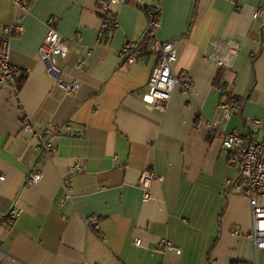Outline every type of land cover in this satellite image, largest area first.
Returning <instances> with one entry per match:
<instances>
[{
  "label": "crops",
  "instance_id": "1",
  "mask_svg": "<svg viewBox=\"0 0 264 264\" xmlns=\"http://www.w3.org/2000/svg\"><path fill=\"white\" fill-rule=\"evenodd\" d=\"M100 1L35 0L12 41L11 60L24 74L17 93L0 92V264H264L248 237L249 199L226 185L240 169L207 125L222 120L221 102L236 99L241 113L223 126L264 139V13L254 19L264 0H147L162 2L159 38L178 50L175 73L194 81L189 95L175 89L165 113L144 101L156 59H120L127 42H145L143 11L135 0L117 5L118 27L99 42ZM22 17L14 0H0V36ZM49 21L69 40V57L55 61L58 76L38 54ZM214 41L239 45L232 68L210 59ZM61 81L79 89L68 95ZM27 116L59 131L51 159L40 158L24 131ZM75 165L82 172L71 176ZM35 167L43 179L30 185ZM148 167L163 181L144 202L138 183ZM68 178L74 200L62 207ZM15 208L21 216L8 220ZM91 216L99 231L87 224ZM164 239L180 251L162 252Z\"/></svg>",
  "mask_w": 264,
  "mask_h": 264
},
{
  "label": "built area",
  "instance_id": "2",
  "mask_svg": "<svg viewBox=\"0 0 264 264\" xmlns=\"http://www.w3.org/2000/svg\"><path fill=\"white\" fill-rule=\"evenodd\" d=\"M126 1L101 0L99 2V16L101 19L99 42H105L107 34L118 27L114 8L117 5L125 4ZM34 2L35 0H14V5L22 11L23 17L3 28L0 36V92L6 87H10L15 93L19 91V80L24 72L11 60L12 41L21 37L24 33L23 19L30 14ZM135 2L146 17L145 42H127L120 51V59L128 66L147 62L152 57L156 59L144 101L148 109L165 113L175 89L180 87L184 95H189L194 81L186 71L179 74L175 73V65L179 58L178 50L173 42L163 41L159 38V31L162 26V2L158 4H149L147 0H135ZM263 13L264 8L260 7L256 10L254 19H257ZM262 43L264 44V37ZM38 54L48 71L58 76L60 72L55 66L56 58L67 59L70 50L69 40L58 31L54 21L48 23L47 34ZM238 54L239 45L236 42L219 43L214 41L209 57L219 68L229 69L233 67ZM83 64L84 62L80 61L78 67ZM60 86L65 89L68 95L75 94L79 89L78 84H65L62 81ZM220 90L224 94L227 93L225 87H221ZM218 109L222 114V120H208L207 125L211 132L219 137L222 147L228 151L230 164L238 166L240 169L238 178L227 180L226 185L235 193L245 195L249 199L252 226L248 237L252 240L256 250L264 251V139H259L254 132L242 134L238 128L230 131L223 126V123H227L234 115H240L241 113L240 105L235 101H223ZM254 123L260 125L261 121L254 120ZM23 129L35 141V150L40 158L51 159L56 150L54 138L59 131L49 126L38 128L28 116L24 119ZM66 130L67 132L72 131L70 126H67ZM69 172L71 176L77 175L82 172L81 166L75 165L69 169ZM3 178L4 176L0 175V179ZM42 179V170L35 167L28 178V183L38 185ZM155 181L162 182L163 178L158 176L153 168L148 167L141 172L138 187L143 192L144 202L152 200L151 188ZM73 189L74 185L71 179L63 180V192L58 199L60 206L64 207L74 200ZM21 214L22 209L15 208L6 215V218L15 221ZM86 222L96 231L101 229L96 216L88 217ZM135 243L136 245H142L140 239H136ZM159 246L164 253L180 251L167 239L162 240Z\"/></svg>",
  "mask_w": 264,
  "mask_h": 264
},
{
  "label": "trees",
  "instance_id": "3",
  "mask_svg": "<svg viewBox=\"0 0 264 264\" xmlns=\"http://www.w3.org/2000/svg\"><path fill=\"white\" fill-rule=\"evenodd\" d=\"M21 83H22V81L20 80L19 85H21ZM230 101H235V102L238 103L239 105L241 104V102L238 101V100H236V99H230Z\"/></svg>",
  "mask_w": 264,
  "mask_h": 264
}]
</instances>
